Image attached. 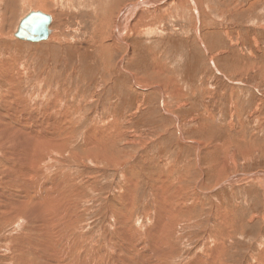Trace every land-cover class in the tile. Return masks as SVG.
Wrapping results in <instances>:
<instances>
[{"label": "rangeland", "instance_id": "374dc122", "mask_svg": "<svg viewBox=\"0 0 264 264\" xmlns=\"http://www.w3.org/2000/svg\"><path fill=\"white\" fill-rule=\"evenodd\" d=\"M47 1L0 0V100L26 99L28 127L59 138L40 155L37 191L26 152L11 141L23 164L12 165L0 148V264H18L25 233L36 264L59 251L64 264H264V0H195L197 13L189 0ZM128 6L135 20L118 40ZM31 10L51 15L47 41L15 37ZM42 202L63 206L72 246L48 236Z\"/></svg>", "mask_w": 264, "mask_h": 264}, {"label": "bare ground", "instance_id": "6f19581e", "mask_svg": "<svg viewBox=\"0 0 264 264\" xmlns=\"http://www.w3.org/2000/svg\"><path fill=\"white\" fill-rule=\"evenodd\" d=\"M33 1H35V0H33ZM46 1L47 0H37V4H38V6L40 7V8H42V9H45V10H48V5H47V3H46ZM53 1V0H52ZM51 1V2H52ZM54 1H56V0H54ZM59 1V0H58ZM72 1V0H71ZM87 1V0H86ZM108 1V0H107ZM106 1V2H107ZM175 1V0H174ZM179 1V0H178ZM181 1V0H180ZM48 2V1H47ZM105 2V3H106ZM111 2V1H110ZM189 2V4L191 5V8H193L192 10H194V11H196V13H197V2L195 3V0H189L188 1ZM50 2H48V4H49ZM66 3V2H65ZM107 3H109V2H107ZM124 3V2H123ZM143 3H144V0H143ZM173 3V2H172ZM126 4V3H125ZM146 4H148L147 2H146ZM152 4V3H151ZM53 5V4H52ZM120 6H121V4H119ZM123 5V4H122ZM142 5V4H141ZM181 5L182 4H180V7L179 6H177V2H176V4H175V10L177 9V10H179L180 8H181ZM188 5V4H187ZM186 5V6H187ZM125 6V5H124ZM116 7V6H115ZM182 7H184L183 5H182ZM110 8V7H109ZM150 9V8H149ZM190 9V8H189ZM117 11H119V13L121 14V17L117 20V18H116V20L118 21V22H116L117 24H116V26H117V29H116V31H115V37H116V39H118V40H123V38H124V35H125V32H126V30L128 29V32H129V29L131 30L132 29V26H128L129 24H131V20H135V18H134V12L136 11V9L135 8H130L129 6L128 7H120V8H118V10ZM154 11V10H153ZM177 12V11H176ZM116 14V13H115ZM114 14V15H115ZM142 14V13H141ZM141 14H138L139 15V22L138 23H140V24H142V15ZM120 16V15H119ZM137 16V15H136ZM103 17V16H102ZM113 17H115V16H113L112 15V17H110V18H108V19H112ZM146 17V16H145ZM115 19V18H114ZM136 20H138V19H136ZM101 22H103L104 23V20H101ZM113 22V21H112ZM106 23H109L110 24V22H106ZM101 24V23H100ZM108 24V25H109ZM116 26H113V28L114 27H116ZM99 27V26H98ZM99 30V29H98ZM114 32V31H113ZM104 34V33H103ZM109 34V33H108ZM104 38V37H103ZM103 40V39H102ZM106 40H107V38H106ZM121 42V41H120ZM117 43V42H116ZM105 44H106V42H105ZM102 47H104V44H102ZM103 50V49H102ZM2 95V94H1ZM5 95V96H4ZM3 96H4V99L2 100V98H1V102H3L4 103V105L6 106V108L4 109V110H1L0 109V141H1V143H0V148H2V146H4V144H5V146H4V149H5V147H8V150H10V154H9V160H10V163L12 164V165H14V164H16V165H20L21 163H19V162H17L16 161V156L18 155L15 151H17V147L16 148H14L13 146H11V141H13V142H15V143H17L18 144V151H19V153H21L22 154V151H24V152H26L25 154H27V155H23L24 156V158H25V163H23L24 164V166L22 167V176H24V178H25V182H27V181H31L30 182V185H31V188L34 190V191H37V190H39L37 187L38 186H40L42 183H44L45 182V180H46V174L44 173V171L42 170H40L39 169V167H40V164L42 163L41 161H42V159H43V157H40V155L42 154V152H46L47 151V146H48V144L50 143V144H53V146L55 145V148H57L58 147V145H59V138L58 137H55V138H49V137H46V135L43 133V132H45V130L42 132V130L43 129H39V128H33L32 126L31 127H28V125H29V122L33 119V118H35V117H37L36 116V114L37 113H35L34 111V113L30 110V108H29V106H28V101H26V99L25 100H21V101H16L14 98H15V96H16V93H13L12 91L11 92H9L8 94H7V92H6V94H4ZM14 97V98H13ZM22 98V97H21ZM41 99V98H40ZM38 102V101H37ZM41 103V102H40ZM56 103V102H55ZM54 103V104H55ZM18 104V106H16ZM19 106H22V107H19ZM53 108V107H52ZM35 109V108H34ZM57 109V108H56ZM55 109V110H56ZM53 110H54V108H53ZM51 110H47V112L49 113ZM55 112V111H54ZM33 113V114H32ZM42 113V115H44V117L46 116L43 112H41ZM30 114H32V115H30ZM50 115H51V113H49ZM53 114V113H52ZM55 114H57L56 112H55ZM47 118H48V116H46ZM44 119H46V118H44ZM49 119V118H48ZM52 120V119H51ZM57 120V119H56ZM60 121H61V118L59 119ZM48 121V120H47ZM66 121V120H65ZM32 122V121H31ZM34 122V121H33ZM49 123V122H48ZM59 123V122H58ZM33 124V123H32ZM40 124H42V123H40ZM34 126V125H33ZM36 126V125H35ZM43 126H44V123H43ZM40 127H41V125H40ZM56 127V126H55ZM58 127V126H57ZM51 128V127H50ZM62 129V128H61ZM66 129V128H65ZM47 130H49V129H47ZM40 132H42V133H40ZM49 132V131H48ZM56 132H58V130H57V128H54V130L53 131H50V134L52 133H56ZM64 132V131H63ZM65 133V132H64ZM49 134V133H48ZM61 134V133H60ZM62 137V136H61ZM23 143V144H22ZM21 144V145H20ZM63 144V143H62ZM49 147H50V145H49ZM60 147V146H59ZM54 149V148H53ZM5 152V151H4ZM37 155H39V156H37ZM34 156H37V159H38V157H40V161H38L37 163H36V161H34L35 160V158H34ZM23 164H21V166L23 165ZM20 166V167H21ZM7 167V166H6ZM19 167V168H20ZM11 169H12V167H11ZM16 169V168H15ZM28 170V171H27ZM9 172L11 173L9 176H10V178L9 179H11V180H14L13 181V183L16 185V186H18V184H17V181H15V177L16 176H18V175H16V173H12L11 172V170H9ZM13 172H16L15 170L13 171ZM19 172V171H18ZM29 172H31V173H29ZM47 173V172H46ZM18 174V173H17ZM21 175V174H20ZM6 177V176H5ZM23 179V178H22ZM4 180V179H3ZM8 180V179H7ZM58 181V180H57ZM3 181H1V183H2ZM25 182H23L24 184H25ZM12 183V186L13 187H16L14 184ZM4 184V183H3ZM5 184H6V182H5ZM4 184V185H5ZM9 184V183H8ZM45 184H48V183H45ZM1 185V184H0ZM29 185V184H28ZM27 185V186H28ZM52 185H61V184H58L55 180L54 181H52V183H51V185L50 186H52ZM21 186V185H20ZM53 187V186H52ZM52 187H50V188H52ZM17 188V187H16ZM30 188V189H31ZM40 188V187H39ZM60 188V187H59ZM75 188V187H74ZM21 189H22V187H21ZM29 189V190H30ZM55 189V188H54ZM29 190L28 189H26V188H24V191L25 192H29ZM20 191V190H19ZM24 191H23V193H24ZM32 191V190H31ZM55 191V190H54ZM33 192V191H32ZM45 192H47V191H45ZM56 192V191H55ZM74 192V191H73ZM44 193V192H43ZM53 193V192H52ZM35 194H37V192H35ZM38 194H39V191H38ZM51 194V193H50ZM62 194V193H61ZM60 194V195H61ZM71 194H73V193H71ZM53 195V194H52ZM60 195L57 197V198H59L60 197ZM69 196H70V194H68ZM21 196V195H20ZM74 196H75V194H74ZM26 197H27V199L25 200H23L22 201V203H21V206H22V209L23 210H28V213L30 212V207H32V203H33V201L31 200L32 199V196H30L29 194H26ZM42 197V196H41ZM68 197V196H67ZM15 198V197H14ZM56 198V197H55ZM54 198V199H55ZM48 199H50V198H48ZM48 199L46 200V201H48ZM14 200V199H13ZM38 200V199H37ZM43 201H44V198L42 199ZM36 201V200H35ZM14 202H16L17 203V201H14ZM20 202V201H19ZM54 202V201H53ZM62 202V201H61ZM4 202H2V204H3ZM49 202H42V203H38V205H41V206H43L42 207V210H41V212H42V216H45L44 214H46V215H52L53 216V218H54V220H55V224L53 223V221H52V225H51V232L49 231V233H48V236H52L53 237V239H55V240H59V241H57L56 243H55V245H57V244H60V242L62 243V242H64L65 243V245H64V247H67V241L65 242L64 241V238H62V232H63V230L65 229V225L67 224V223H65V218L63 217V218H61V216L63 215V206L61 207L60 206V208H57L55 205H53V204H48ZM20 204V203H19ZM17 205L18 204H12V203H10V205H8V209H9V215L10 214H12L11 212L14 210V213H15V215H16V217H18V219H19V221H22L23 222V225L24 224H26V222H27V220H26V218H25V216H23L21 213L19 214V213H17V211L15 210L16 208H17ZM36 205V204H35ZM58 205H59V203H58ZM64 205H65V203H64ZM2 205H1V203H0V207H1ZM7 206V205H6ZM33 207H34V205H33ZM36 210V209H35ZM18 211H19V209H18ZM65 211V210H64ZM32 212H34V211H32ZM37 212V211H36ZM39 212V211H38ZM35 213V212H34ZM41 214V213H40ZM39 214V215H40ZM56 214H58V216L56 215ZM27 215V214H26ZM30 215H31V213H30ZM37 215V214H36ZM57 217H56V216ZM51 216V217H52ZM50 217V216H49ZM32 218H34V217H32ZM36 218H39V217H36ZM35 218V219H36ZM34 219V220H35ZM43 219V218H42ZM12 220V217L11 216H9L8 218H7V221L9 222V221H11ZM15 220V219H14ZM30 220V219H29ZM28 220V221H29ZM41 220V219H40ZM51 220H53V219H51ZM171 220V219H170ZM38 221V220H37ZM15 222V221H14ZM34 222V221H33ZM47 222V221H46ZM36 223V222H35ZM15 224L17 225V223L15 222ZM51 224V223H50ZM36 225V224H35ZM45 225V224H44ZM46 225H47V223H46ZM30 226V225H29ZM37 226V225H36ZM32 227V226H31ZM38 228H40L39 226H37ZM43 227V226H42ZM44 228V227H43ZM35 229V228H34ZM29 230V229H28ZM32 231V230H31ZM39 231V230H38ZM29 233V232H28ZM26 234V233H25ZM25 234H23V235H20L18 238H15L14 240H15V245L13 246V248H12V251H14L13 253H14V256L16 257V260H17V263L18 264H36V263H34L33 261H32V259L29 257V254H31L30 253V250H29V248H28V246L26 245V243L28 242V239H26V237L27 236H25ZM30 235H31V233H30ZM36 235V234H35ZM44 235V234H43ZM63 235H64V233H63ZM39 236V235H38ZM46 236V235H45ZM49 238V237H48ZM38 239V238H37ZM45 239V238H44ZM210 239V238H209ZM31 240V239H30ZM35 240V239H34ZM67 240V239H66ZM46 241V240H45ZM14 243V242H13ZM30 243V242H29ZM37 243V242H36ZM69 243V242H68ZM28 244V243H27ZM71 244V243H70ZM69 244V245H70ZM73 244V243H72ZM221 244V243H220ZM62 245V244H61ZM68 245V246H69ZM31 246H32V244H31ZM70 246H72V245H70ZM205 246V245H204ZM214 246V245H213ZM38 247V246H37ZM40 247V246H39ZM47 247V246H46ZM45 248V247H44ZM48 248V247H47ZM52 248V247H51ZM212 248V247H211ZM219 248V247H218ZM40 249V248H39ZM33 250H36V249H33ZM63 250V249H62ZM66 250V249H65ZM168 250V249H167ZM36 251H38V250H36ZM43 251H46V248L43 250ZM47 251H48V249H47ZM54 251H57L56 249L54 250ZM162 251H163V249H162ZM165 251V250H164ZM51 252V251H50ZM58 252V251H57ZM56 252V253H57ZM60 252V251H59ZM59 252L57 253V256L56 257H58V258H56L55 260H47V262L45 261V264H56V263H58V264H64V262L66 261V260H70V259H67L68 258V256L67 255H63V256H59V255H61L62 253H60L59 254ZM131 252V251H130ZM133 252V251H132ZM138 252V251H137ZM47 253H49V252H47ZM53 253H55V252H53ZM92 253V252H91ZM134 253V252H133ZM34 254V253H33ZM37 255H39L38 253H36ZM94 254V253H93ZM104 253L102 252V253H98V254H96V252H95V256H96V258H98V257H100V256H102ZM55 255V254H54ZM35 259V258H34ZM15 260V259H14ZM214 260V259H213ZM72 261V260H71ZM71 261H68V263L69 262H71ZM195 261V260H194ZM36 262V261H35ZM42 262V261H41ZM121 262H122V260H121ZM193 262V261H192ZM153 263V262H152ZM69 264H75V261H72L71 263H69ZM102 264H105L104 262H102ZM122 264H124V263H122ZM259 264V263H258Z\"/></svg>", "mask_w": 264, "mask_h": 264}, {"label": "water", "instance_id": "95a60500", "mask_svg": "<svg viewBox=\"0 0 264 264\" xmlns=\"http://www.w3.org/2000/svg\"><path fill=\"white\" fill-rule=\"evenodd\" d=\"M52 20L49 14L31 10L20 19L15 37L32 43L47 41L53 33Z\"/></svg>", "mask_w": 264, "mask_h": 264}, {"label": "crops", "instance_id": "0c3cea01", "mask_svg": "<svg viewBox=\"0 0 264 264\" xmlns=\"http://www.w3.org/2000/svg\"><path fill=\"white\" fill-rule=\"evenodd\" d=\"M240 111V110H239ZM250 115L253 116V111L250 112Z\"/></svg>", "mask_w": 264, "mask_h": 264}]
</instances>
